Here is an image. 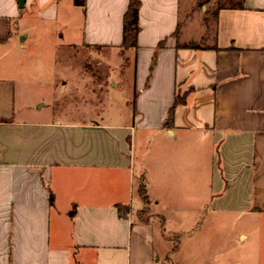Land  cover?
I'll use <instances>...</instances> for the list:
<instances>
[{
  "label": "crops",
  "instance_id": "crops-1",
  "mask_svg": "<svg viewBox=\"0 0 264 264\" xmlns=\"http://www.w3.org/2000/svg\"><path fill=\"white\" fill-rule=\"evenodd\" d=\"M196 2L139 0L132 63L116 66L133 104L84 123L40 114L45 66L19 58L29 18L58 20V0H0V58L18 45L0 63V264H157L154 222L130 213L140 179L158 210L198 200L233 217L256 245L244 264H264V0ZM128 3L84 0L74 40L121 50Z\"/></svg>",
  "mask_w": 264,
  "mask_h": 264
},
{
  "label": "rangeland",
  "instance_id": "rangeland-1",
  "mask_svg": "<svg viewBox=\"0 0 264 264\" xmlns=\"http://www.w3.org/2000/svg\"><path fill=\"white\" fill-rule=\"evenodd\" d=\"M213 1L197 0L196 3H201L206 11ZM58 3V20L42 19L38 10L29 18L31 29L24 32L22 39L26 50L19 57L21 60L30 57L45 66L42 75L45 74L46 83L33 85L36 95H45L40 114L72 122H116L127 111L126 106L133 104L132 99L126 106L123 104L129 90L120 77L116 80L117 65L131 64L132 59L123 49L85 46L74 40L79 16L73 9L82 5L75 0H58ZM181 3L189 6L193 0H181ZM205 20L207 37L213 23L208 18ZM14 52L1 57L0 63L10 59ZM112 81L116 82L115 87H111ZM138 192L141 204L130 208V213L135 220L150 218L154 222L157 264H231L232 258L244 264L245 259L256 257L255 243L250 239L243 241L233 231L236 225L233 217L212 215L198 200L196 206L188 207L183 201L169 199L171 207L159 212L143 196V179ZM173 204L178 206L172 207ZM157 212L162 215L157 216Z\"/></svg>",
  "mask_w": 264,
  "mask_h": 264
},
{
  "label": "trees",
  "instance_id": "trees-1",
  "mask_svg": "<svg viewBox=\"0 0 264 264\" xmlns=\"http://www.w3.org/2000/svg\"><path fill=\"white\" fill-rule=\"evenodd\" d=\"M225 2L232 4V6L242 8V0H225ZM76 4L84 5V0H75ZM219 5H224V1L217 2ZM138 9H139V0H129L127 10L123 16V32H122V42L120 47L122 49L126 48H135L137 46V34L139 31L138 25ZM184 102V95L175 96V100L171 108L167 113L165 125H169L172 122L174 108ZM118 213L120 216H126L128 212V207L123 205L117 206ZM74 209L69 211V215L72 216Z\"/></svg>",
  "mask_w": 264,
  "mask_h": 264
}]
</instances>
